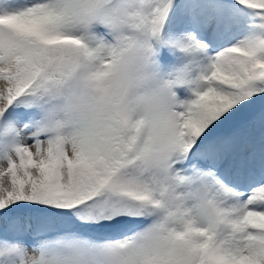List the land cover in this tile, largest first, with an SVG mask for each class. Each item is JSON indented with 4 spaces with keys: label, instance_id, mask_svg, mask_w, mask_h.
I'll use <instances>...</instances> for the list:
<instances>
[{
    "label": "snow or ice",
    "instance_id": "obj_1",
    "mask_svg": "<svg viewBox=\"0 0 264 264\" xmlns=\"http://www.w3.org/2000/svg\"><path fill=\"white\" fill-rule=\"evenodd\" d=\"M0 264H264V0H0Z\"/></svg>",
    "mask_w": 264,
    "mask_h": 264
},
{
    "label": "clouds",
    "instance_id": "obj_2",
    "mask_svg": "<svg viewBox=\"0 0 264 264\" xmlns=\"http://www.w3.org/2000/svg\"><path fill=\"white\" fill-rule=\"evenodd\" d=\"M177 67H178V65H177ZM176 95H177L178 99H183V98L179 97V92L178 91H177ZM173 119H175L174 115H173Z\"/></svg>",
    "mask_w": 264,
    "mask_h": 264
}]
</instances>
